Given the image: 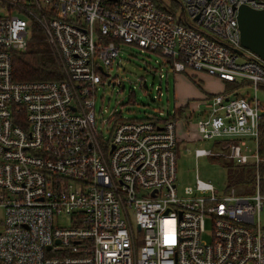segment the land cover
<instances>
[{
	"label": "built area",
	"instance_id": "1",
	"mask_svg": "<svg viewBox=\"0 0 264 264\" xmlns=\"http://www.w3.org/2000/svg\"><path fill=\"white\" fill-rule=\"evenodd\" d=\"M241 5L264 10V0H0V264H264V60L241 45ZM37 29L65 77L15 81L13 55ZM118 42L175 73L254 87L252 99L210 96L197 129L214 150L194 153L255 167L253 194L200 180L178 193L176 120L97 115Z\"/></svg>",
	"mask_w": 264,
	"mask_h": 264
},
{
	"label": "rangeland",
	"instance_id": "2",
	"mask_svg": "<svg viewBox=\"0 0 264 264\" xmlns=\"http://www.w3.org/2000/svg\"><path fill=\"white\" fill-rule=\"evenodd\" d=\"M172 6L178 8L174 1ZM118 46V57L114 65L108 68L111 76L104 79L106 84L99 86L96 94L97 115L101 113L106 118L116 110L124 119L135 120L152 115L160 116L159 114L162 117L175 111L178 193L181 194L186 187H195L197 180L213 185L218 192L225 191L238 166L218 157H195L196 149L214 150V140H202L197 120L207 110L211 95L225 91L231 92L233 96L235 94L252 99L254 87L237 85L235 90H230L223 81L203 72L187 70L175 73L165 64L160 54L144 50L136 44L118 42ZM257 93L259 102L264 105V90L259 87ZM180 108L184 110L182 115ZM241 186H235L238 192L253 194L251 186ZM2 218L0 210V220ZM261 222L264 225V209L261 212ZM209 230L207 222L206 231Z\"/></svg>",
	"mask_w": 264,
	"mask_h": 264
},
{
	"label": "trees",
	"instance_id": "3",
	"mask_svg": "<svg viewBox=\"0 0 264 264\" xmlns=\"http://www.w3.org/2000/svg\"><path fill=\"white\" fill-rule=\"evenodd\" d=\"M63 76L64 71L54 48L52 49L39 29L35 31L26 50L15 52L13 55L15 81L60 80ZM225 87L235 90L237 85L225 83ZM183 112V108H180L181 115ZM168 117L176 120V114H168L167 119ZM259 152L262 158L259 169L264 174V116L259 126ZM254 168L252 165L238 166L230 178L229 187L250 184L254 177Z\"/></svg>",
	"mask_w": 264,
	"mask_h": 264
},
{
	"label": "water",
	"instance_id": "4",
	"mask_svg": "<svg viewBox=\"0 0 264 264\" xmlns=\"http://www.w3.org/2000/svg\"><path fill=\"white\" fill-rule=\"evenodd\" d=\"M237 21L242 47L264 60V10L241 5Z\"/></svg>",
	"mask_w": 264,
	"mask_h": 264
}]
</instances>
